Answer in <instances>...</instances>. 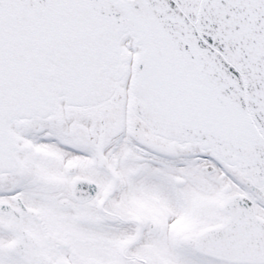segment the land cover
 I'll return each mask as SVG.
<instances>
[{"label": "snow or ice", "instance_id": "1", "mask_svg": "<svg viewBox=\"0 0 264 264\" xmlns=\"http://www.w3.org/2000/svg\"><path fill=\"white\" fill-rule=\"evenodd\" d=\"M0 264H264V0H0Z\"/></svg>", "mask_w": 264, "mask_h": 264}]
</instances>
